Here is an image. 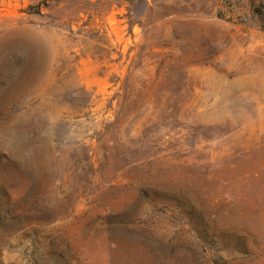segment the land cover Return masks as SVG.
<instances>
[{"label": "rangeland", "instance_id": "374dc122", "mask_svg": "<svg viewBox=\"0 0 264 264\" xmlns=\"http://www.w3.org/2000/svg\"><path fill=\"white\" fill-rule=\"evenodd\" d=\"M0 264H264V0H0Z\"/></svg>", "mask_w": 264, "mask_h": 264}]
</instances>
